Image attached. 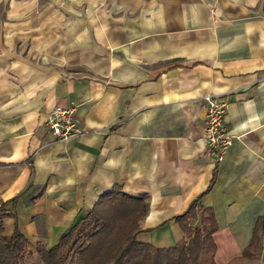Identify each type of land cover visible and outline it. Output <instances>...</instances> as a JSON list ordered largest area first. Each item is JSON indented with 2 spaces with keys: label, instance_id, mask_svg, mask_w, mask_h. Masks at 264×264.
<instances>
[{
  "label": "crops",
  "instance_id": "0c3cea01",
  "mask_svg": "<svg viewBox=\"0 0 264 264\" xmlns=\"http://www.w3.org/2000/svg\"><path fill=\"white\" fill-rule=\"evenodd\" d=\"M205 94L228 98L218 163ZM55 105L78 135L52 137ZM113 185L146 201L136 240L176 243L200 193L214 264L241 255L264 217V0H0L1 233L50 246Z\"/></svg>",
  "mask_w": 264,
  "mask_h": 264
},
{
  "label": "trees",
  "instance_id": "16d2710c",
  "mask_svg": "<svg viewBox=\"0 0 264 264\" xmlns=\"http://www.w3.org/2000/svg\"><path fill=\"white\" fill-rule=\"evenodd\" d=\"M200 195L173 215L182 237L168 246H154L134 238L146 201L143 195L132 196L116 185L99 193L91 208L62 231L50 246L32 245L15 227L9 235L2 234L5 201H0V264H22L24 256L33 253L38 256L39 264H214L212 232L216 222L211 207L200 203ZM263 224L264 217L259 216L241 255L225 264L250 255ZM92 251L98 253L97 260L88 259Z\"/></svg>",
  "mask_w": 264,
  "mask_h": 264
},
{
  "label": "built area",
  "instance_id": "2783aa9c",
  "mask_svg": "<svg viewBox=\"0 0 264 264\" xmlns=\"http://www.w3.org/2000/svg\"><path fill=\"white\" fill-rule=\"evenodd\" d=\"M202 100V141L206 152L218 163L231 143V136L224 123L228 98L225 95L205 94ZM42 123L58 141H66L80 132L73 118L72 106L55 105L46 113Z\"/></svg>",
  "mask_w": 264,
  "mask_h": 264
},
{
  "label": "rangeland",
  "instance_id": "374dc122",
  "mask_svg": "<svg viewBox=\"0 0 264 264\" xmlns=\"http://www.w3.org/2000/svg\"><path fill=\"white\" fill-rule=\"evenodd\" d=\"M33 245V244H32ZM98 253L91 252L88 258L90 261L98 259ZM89 262V261H88ZM22 264H39L38 256L33 253L32 255L24 256L21 260ZM230 264H264V236H262V230L258 231V241L251 249L249 256L242 257L238 260L233 261Z\"/></svg>",
  "mask_w": 264,
  "mask_h": 264
}]
</instances>
